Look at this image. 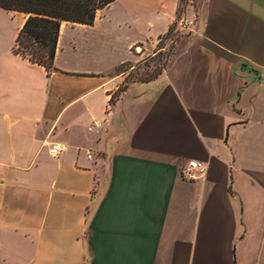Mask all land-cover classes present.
Here are the masks:
<instances>
[{
  "label": "crops",
  "instance_id": "0c3cea01",
  "mask_svg": "<svg viewBox=\"0 0 264 264\" xmlns=\"http://www.w3.org/2000/svg\"><path fill=\"white\" fill-rule=\"evenodd\" d=\"M192 2L63 22L50 72L0 24V264H264V0ZM169 30L161 72L119 90Z\"/></svg>",
  "mask_w": 264,
  "mask_h": 264
},
{
  "label": "trees",
  "instance_id": "16d2710c",
  "mask_svg": "<svg viewBox=\"0 0 264 264\" xmlns=\"http://www.w3.org/2000/svg\"><path fill=\"white\" fill-rule=\"evenodd\" d=\"M114 1L0 0L1 10L23 13L26 16L25 22L18 30L11 51L50 72L53 70L60 25L63 22H69L91 26L94 23L96 13ZM185 3L186 0H179L178 12L184 9ZM169 36H171L170 30L165 37ZM123 88L124 86L119 87V90Z\"/></svg>",
  "mask_w": 264,
  "mask_h": 264
},
{
  "label": "rangeland",
  "instance_id": "374dc122",
  "mask_svg": "<svg viewBox=\"0 0 264 264\" xmlns=\"http://www.w3.org/2000/svg\"><path fill=\"white\" fill-rule=\"evenodd\" d=\"M119 3L120 0H115L110 11L117 10L119 8ZM23 19H26L23 13H10L0 9V24L8 31L17 26ZM174 41V36L171 40L170 38L164 37L152 45H146L144 48H135L134 51L140 54L141 58L137 63H134V68L130 69L128 64L120 68V70H128L125 81L120 85V88H122L126 82L152 79L159 73L167 62L168 55L172 50V46H174Z\"/></svg>",
  "mask_w": 264,
  "mask_h": 264
},
{
  "label": "built area",
  "instance_id": "2783aa9c",
  "mask_svg": "<svg viewBox=\"0 0 264 264\" xmlns=\"http://www.w3.org/2000/svg\"><path fill=\"white\" fill-rule=\"evenodd\" d=\"M187 4L192 6L193 2L192 0H186ZM197 20V15L195 12L192 13L190 18H183L180 21V24L184 27H191L194 25L195 21ZM102 123L101 122H94L89 128L88 130H93L95 129H99L101 128ZM59 151V149L57 150L56 147L52 148L50 150V154H55ZM88 158L91 157L90 154L87 155ZM206 173V168L202 165L197 163L196 161H189L186 165L182 166L181 168V176L183 178H185V180H196L198 177H200L201 175H205Z\"/></svg>",
  "mask_w": 264,
  "mask_h": 264
}]
</instances>
